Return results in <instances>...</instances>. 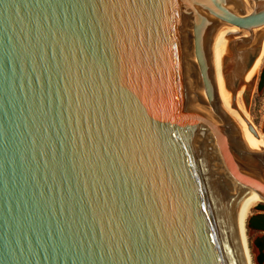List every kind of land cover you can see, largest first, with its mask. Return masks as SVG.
<instances>
[{"label": "water", "instance_id": "water-1", "mask_svg": "<svg viewBox=\"0 0 264 264\" xmlns=\"http://www.w3.org/2000/svg\"><path fill=\"white\" fill-rule=\"evenodd\" d=\"M248 2L0 0V264H243Z\"/></svg>", "mask_w": 264, "mask_h": 264}, {"label": "bare ground", "instance_id": "bare-ground-1", "mask_svg": "<svg viewBox=\"0 0 264 264\" xmlns=\"http://www.w3.org/2000/svg\"><path fill=\"white\" fill-rule=\"evenodd\" d=\"M238 2L244 4L245 6L249 7L248 0H237ZM259 37H261L260 43V54L253 62L251 68L249 69L248 73L242 80V84L238 87L235 96H234V103L235 106L240 113V115L246 120L247 113L245 112L244 108V97L248 94L250 89L253 87V83L255 81V77L257 76L258 70L264 61V25L259 26ZM253 128V127H252ZM255 131V130H254ZM257 135V133H256ZM261 145V149L264 150V144L259 136H257ZM252 200H257V204L261 203L259 198L256 197L254 194L251 193L249 199L247 200L243 210L241 211L235 226V235L237 239L239 253L242 259L243 264H252L250 251L246 244V237H245V229H244V218L246 209L249 206ZM255 205V206H256Z\"/></svg>", "mask_w": 264, "mask_h": 264}, {"label": "rangeland", "instance_id": "rangeland-1", "mask_svg": "<svg viewBox=\"0 0 264 264\" xmlns=\"http://www.w3.org/2000/svg\"><path fill=\"white\" fill-rule=\"evenodd\" d=\"M264 63V61H263ZM260 66L258 73L261 69ZM257 73V75H258ZM254 86V84H253ZM244 110L247 113V119L246 121L253 127L255 132L257 133V136H259L264 144V90L256 92L254 88L252 87L250 91L248 92V95L246 96L245 102H244ZM257 200H252L249 204V206L246 209L245 218H244V229H245V237H246V244L248 246V249L250 251L251 256V262L252 264H260L258 262V255L259 251L254 246V240L261 239L264 240V234L258 233L254 231H249L246 228V220L249 216L252 215L254 206L256 205ZM264 253V252H263ZM264 264V262L262 263Z\"/></svg>", "mask_w": 264, "mask_h": 264}, {"label": "trees", "instance_id": "trees-1", "mask_svg": "<svg viewBox=\"0 0 264 264\" xmlns=\"http://www.w3.org/2000/svg\"><path fill=\"white\" fill-rule=\"evenodd\" d=\"M246 228L249 231L264 233V204L259 203L254 206L252 215L246 220ZM253 244L260 252H264V240L256 239ZM258 262L260 264L264 262V253H260L258 256Z\"/></svg>", "mask_w": 264, "mask_h": 264}, {"label": "flooded vegetation", "instance_id": "flooded-vegetation-1", "mask_svg": "<svg viewBox=\"0 0 264 264\" xmlns=\"http://www.w3.org/2000/svg\"><path fill=\"white\" fill-rule=\"evenodd\" d=\"M253 84H254L253 88H254V90L256 92H259V91H263L264 90V63H263V66L261 67L258 75L255 77V81H254ZM245 99H246V96L244 97V102H245ZM258 233H263V232H258ZM258 251H259V249H258ZM260 253H263V252H260L259 251V255H260Z\"/></svg>", "mask_w": 264, "mask_h": 264}]
</instances>
